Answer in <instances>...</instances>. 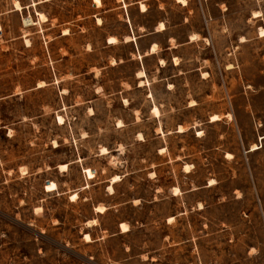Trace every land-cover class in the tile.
<instances>
[{"label": "rangeland", "instance_id": "rangeland-1", "mask_svg": "<svg viewBox=\"0 0 264 264\" xmlns=\"http://www.w3.org/2000/svg\"><path fill=\"white\" fill-rule=\"evenodd\" d=\"M37 2L0 0V264H264V0Z\"/></svg>", "mask_w": 264, "mask_h": 264}, {"label": "bare ground", "instance_id": "bare-ground-1", "mask_svg": "<svg viewBox=\"0 0 264 264\" xmlns=\"http://www.w3.org/2000/svg\"><path fill=\"white\" fill-rule=\"evenodd\" d=\"M99 0H94V2H98ZM178 1H181V2H185L186 0H178ZM18 6V5H17ZM142 7H144L143 5H142ZM254 15L255 16H258V15H260V13H258L257 11H255L254 12ZM41 17H45L43 14H41ZM45 19V18H44ZM160 27L161 28H164V24L161 22L160 23ZM260 34H261V36H264V27H260ZM66 33V32H65ZM111 40H113V41H115L116 39H115V37L114 36H111V37H109ZM127 38H131V37H127ZM154 49H155V46H153L152 47V51H154ZM163 63V62H162ZM155 110L157 111L158 109L155 107ZM155 112V111H154ZM158 113V112H157ZM218 117H217V115H213V120L214 119H217ZM58 119L59 120H62V117L59 115L58 116ZM180 128V130L182 129V126H180L179 127ZM257 146L256 145H253L252 146V148L251 149H254V148H256ZM60 167H66V164L64 163V164H60ZM186 168H188V165H186L185 166ZM115 180H117V176H114L113 177V179H112V181L111 182H113V181H115ZM108 189L112 192L113 191V188H112V185H109L108 186ZM73 198L74 197H76L77 196V194L76 193H73L72 195H71ZM99 208V207H98ZM125 225L124 224H122V227H124ZM86 236L88 237V235L86 234Z\"/></svg>", "mask_w": 264, "mask_h": 264}, {"label": "trees", "instance_id": "trees-1", "mask_svg": "<svg viewBox=\"0 0 264 264\" xmlns=\"http://www.w3.org/2000/svg\"><path fill=\"white\" fill-rule=\"evenodd\" d=\"M50 1L53 0H41V2H37L36 4H48ZM47 13V12H46ZM51 18V15L49 13H47V20H49ZM8 51H2V54H7Z\"/></svg>", "mask_w": 264, "mask_h": 264}]
</instances>
